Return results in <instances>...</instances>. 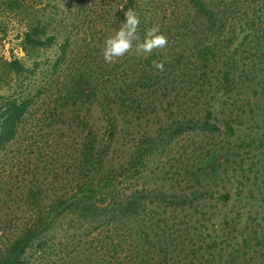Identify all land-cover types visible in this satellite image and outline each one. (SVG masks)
<instances>
[{
	"label": "trees",
	"instance_id": "trees-1",
	"mask_svg": "<svg viewBox=\"0 0 264 264\" xmlns=\"http://www.w3.org/2000/svg\"><path fill=\"white\" fill-rule=\"evenodd\" d=\"M238 1L123 0L117 14L132 9L139 17L132 44H142L153 27L167 43L143 55L136 49L118 64L89 49L92 42L82 46L98 56L83 53L68 67L60 107L71 110L67 124L85 134L51 181L50 195L41 185L29 188L34 214L0 264H264V237L254 226L245 235L240 211L225 210L232 196L223 174L238 176L241 166L230 157L238 158L243 143L215 140L236 132L238 93L245 80L250 88L256 81L254 64L246 72L237 49L229 51L238 39L237 29L229 30ZM41 21L25 33L22 48L28 53L59 44L53 65L60 67L72 41L67 36L59 43V33ZM255 39L264 42L263 28ZM251 48L243 59L264 58V50ZM9 65L17 74L28 70L19 59ZM92 101L102 114L99 127L81 114ZM30 102L0 95V151L16 137ZM160 107L165 115L154 131L129 130L152 117L156 122ZM232 107L235 125L228 119ZM61 120L52 125H64ZM146 170L153 175L144 176ZM161 180L175 186L165 189Z\"/></svg>",
	"mask_w": 264,
	"mask_h": 264
},
{
	"label": "rangeland",
	"instance_id": "rangeland-1",
	"mask_svg": "<svg viewBox=\"0 0 264 264\" xmlns=\"http://www.w3.org/2000/svg\"><path fill=\"white\" fill-rule=\"evenodd\" d=\"M231 1L228 0L229 3ZM122 2L123 0H0V95L31 99L16 137L0 151V256L34 214L35 208L31 206L28 197L29 188L41 185L47 193L51 181L65 171L62 164L71 159V152L85 134L84 129L68 125L67 114L71 110L60 107L63 103L61 96L65 91L63 82L69 71L68 67L77 65L83 53L98 56L86 53L85 48L82 50L85 43L92 42L89 49L94 47L97 54L103 55L106 38L118 31L126 20L124 14H117ZM230 10L229 30L232 32L235 27L238 39L229 45V51L237 49L240 65L243 60L246 72L249 73L254 64L256 81L250 88V83L245 80L240 88L238 97L241 110L239 123L236 125L232 119L235 108L232 107L233 113L228 119L235 125L236 132L233 136H218L215 139L229 141L232 146L243 143L242 148L235 150L239 153L238 158L230 157L231 161H238L237 165L241 166L237 169L238 176L234 177L231 171L223 174L228 179L225 183L226 190L232 196L225 210L228 213L240 211V228L245 235L254 226L257 235L264 237V58L258 53L256 58L243 59L251 53L253 45L264 50V42L255 39V33H261V28L264 29V0H239L236 7L231 5ZM38 19L48 25L49 31L59 33V43L67 36L72 41L67 61L60 67L53 65L59 54V44L35 48L28 53L22 48L25 33ZM252 19L260 25L250 26L248 22ZM137 45L132 44L123 56L114 57L112 62L116 60L118 64L121 59L133 54ZM13 59H19L28 70L21 74L15 73L9 65ZM132 60L131 58L129 63ZM36 62L40 63L37 68L34 65ZM52 113L55 115L53 119ZM81 114L86 115L92 125L99 127L102 114L95 101L85 103ZM155 115L156 122L152 117L146 123H134L129 130L133 133L144 127L154 131L158 120L164 119L165 114L160 107ZM60 117L65 124L53 126L52 123ZM185 146L186 143L182 142L180 149ZM172 147L174 150L177 146L173 144ZM56 152L58 156L56 162H53L52 156ZM143 175L148 178L153 174L146 170ZM149 183L152 184V181ZM174 186L169 181L161 180V187L165 189ZM238 237L241 239V236Z\"/></svg>",
	"mask_w": 264,
	"mask_h": 264
},
{
	"label": "clouds",
	"instance_id": "clouds-1",
	"mask_svg": "<svg viewBox=\"0 0 264 264\" xmlns=\"http://www.w3.org/2000/svg\"><path fill=\"white\" fill-rule=\"evenodd\" d=\"M126 20L122 22V27L119 28L113 35H110L105 40L103 50L105 62H112L114 57L123 56L132 46V41L136 38V30L139 25V17L137 13L128 9L124 13ZM167 43V38L160 34L158 27L150 29L144 38L142 44L137 47V53L140 55L150 53L154 48H163ZM154 66L163 70L162 63H155Z\"/></svg>",
	"mask_w": 264,
	"mask_h": 264
}]
</instances>
